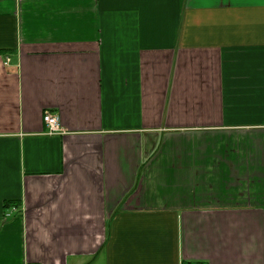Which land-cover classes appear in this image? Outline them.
Instances as JSON below:
<instances>
[{
    "label": "crops",
    "instance_id": "obj_1",
    "mask_svg": "<svg viewBox=\"0 0 264 264\" xmlns=\"http://www.w3.org/2000/svg\"><path fill=\"white\" fill-rule=\"evenodd\" d=\"M0 264H264V0H0Z\"/></svg>",
    "mask_w": 264,
    "mask_h": 264
},
{
    "label": "built area",
    "instance_id": "obj_2",
    "mask_svg": "<svg viewBox=\"0 0 264 264\" xmlns=\"http://www.w3.org/2000/svg\"><path fill=\"white\" fill-rule=\"evenodd\" d=\"M43 119L44 123L48 128L49 134H60L63 132L61 122L58 116L51 113H46Z\"/></svg>",
    "mask_w": 264,
    "mask_h": 264
},
{
    "label": "trees",
    "instance_id": "obj_3",
    "mask_svg": "<svg viewBox=\"0 0 264 264\" xmlns=\"http://www.w3.org/2000/svg\"><path fill=\"white\" fill-rule=\"evenodd\" d=\"M10 206V203H8L7 205H6V207H9Z\"/></svg>",
    "mask_w": 264,
    "mask_h": 264
}]
</instances>
